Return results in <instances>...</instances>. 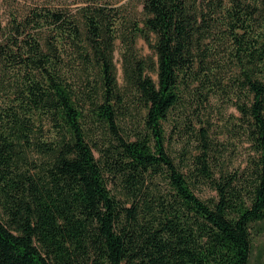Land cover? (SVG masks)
I'll return each instance as SVG.
<instances>
[{
	"label": "trees",
	"instance_id": "1",
	"mask_svg": "<svg viewBox=\"0 0 264 264\" xmlns=\"http://www.w3.org/2000/svg\"><path fill=\"white\" fill-rule=\"evenodd\" d=\"M14 1L24 11L0 19V264H251L264 222V0H143L142 26L122 36V84L113 0H72L81 22L55 5L68 0ZM216 91L237 106L253 165L218 169L219 144L189 125L201 154L186 174L164 122ZM201 184L216 195L199 197Z\"/></svg>",
	"mask_w": 264,
	"mask_h": 264
},
{
	"label": "rangeland",
	"instance_id": "2",
	"mask_svg": "<svg viewBox=\"0 0 264 264\" xmlns=\"http://www.w3.org/2000/svg\"><path fill=\"white\" fill-rule=\"evenodd\" d=\"M55 5L66 7L78 21L81 22L83 20V9H80L84 5L83 3L68 0L55 3ZM113 6L120 8L122 17L115 26L118 36L115 61L117 62L119 82L122 84V36L132 30L133 22H129L130 20H136V23H139V27L142 26L141 20L144 18L143 0H113ZM25 7L26 4L22 2L0 0V19L3 26L8 22L10 14H21ZM137 49L141 55L148 57L154 64L156 60L154 50L141 36L137 39ZM149 74L157 81L155 73L149 72ZM193 99H195V96L185 99V107L179 106L175 108L168 120L164 122L166 146L179 169L186 174H190V171L195 167V158L201 154V143L195 134L191 135L188 133L189 125L197 132L200 127L207 128L210 139L219 144L218 148L221 149L222 153L218 154L213 161L218 169L229 172H241L250 169L253 165L255 153L251 148L250 142L246 137L241 136L238 132V126L235 125L238 123L240 112L234 101L229 99L228 94L219 93V91L214 92L209 101L201 104L198 108H194ZM233 99L235 98L233 97ZM139 112H141L139 107L134 108L131 111V116L121 120L125 131L131 133V129L139 123V120H137ZM157 182L161 188H168L165 179L158 178ZM109 186L114 193L122 196L118 186L112 183ZM194 191L203 199L216 195L215 191L206 184L197 185ZM127 206L129 207L130 204H127ZM253 231L251 264H264V222L256 225Z\"/></svg>",
	"mask_w": 264,
	"mask_h": 264
}]
</instances>
